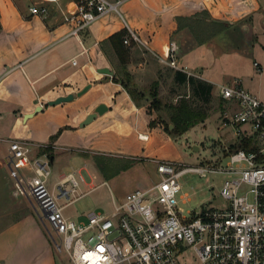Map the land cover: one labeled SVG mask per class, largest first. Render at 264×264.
<instances>
[{
    "label": "crops",
    "instance_id": "1",
    "mask_svg": "<svg viewBox=\"0 0 264 264\" xmlns=\"http://www.w3.org/2000/svg\"><path fill=\"white\" fill-rule=\"evenodd\" d=\"M45 2L50 8L47 16L31 11L32 4ZM72 5L73 0H0L1 140L9 143L10 138H25L23 133L18 134L20 137L14 135L13 130L23 124L28 112L36 116L38 110L53 120L50 135L55 133V137L61 138L68 133L73 137L69 147L91 158L97 153L108 154L110 151L104 146L109 141L125 142L132 137L149 141L156 135L154 130L162 132L164 119L159 117L157 120L153 114L143 118L145 104L138 102L121 81L114 79L118 75L119 57L107 38L122 28L134 30L145 42L135 41L131 46L127 67L146 96L156 78L160 80L159 94L165 78L170 81L171 89L177 87L174 70L180 68L161 59L166 56L170 41L176 40L178 44V65H186L187 72L210 80L215 90L222 82L235 77L242 79L244 68L240 64L244 52L252 51L255 36L264 32V0H123L120 11L111 10L93 20L80 36L70 33L73 23L63 16L62 9H70ZM245 46L247 51L243 50ZM142 47L148 49L147 56L138 54ZM114 57L118 60L117 67L111 63ZM73 58H77V62H73ZM255 60L263 68L261 61L254 58L246 66L249 72L259 69ZM106 68L114 70L110 77L104 71ZM88 83L90 87L78 94ZM70 92L74 93L73 98L49 103V100ZM100 102H105L108 108L82 124ZM40 105L42 107L36 111ZM148 125L154 126L153 132L146 129ZM59 128H63L60 134ZM40 144L54 147L50 153L54 159L57 147L66 143ZM128 157L133 160L127 167L123 165L114 171L103 161L105 170L98 165V173L112 179L117 176L131 178L137 183L135 188L149 187L157 182L159 176L155 181L147 180L144 167L138 161L140 158L155 160L156 157L134 154ZM105 180L92 181L89 185L99 186ZM10 183L12 180H6L0 169V205L3 207L12 205L9 204L12 192L18 195L14 184ZM187 194L182 193L181 198L186 200ZM71 215L84 218L85 211ZM29 226L34 227L42 246L51 245L40 223L35 218L21 215L0 229V243L16 242ZM50 259L48 264H56Z\"/></svg>",
    "mask_w": 264,
    "mask_h": 264
},
{
    "label": "built area",
    "instance_id": "2",
    "mask_svg": "<svg viewBox=\"0 0 264 264\" xmlns=\"http://www.w3.org/2000/svg\"><path fill=\"white\" fill-rule=\"evenodd\" d=\"M122 1L73 0L70 9H62L64 19L73 23L70 33L80 36L93 20L111 10L120 11ZM30 9L42 16L50 10L46 2L32 4ZM132 39L144 42L130 29L124 41ZM177 50L176 40L170 41L161 59L187 71L186 65H178ZM218 91L227 104L220 127H233L225 165L155 158L157 182L134 188L121 200L113 196L109 212L93 208L85 211L84 218H77L65 208L97 186L82 187L83 167L63 172L52 182V156L35 151L49 144L34 147L27 139L10 138L4 161L12 168L20 166L16 193L35 200L56 248L65 249L74 264H264V98L247 88L240 77L220 83ZM191 170L201 175L226 174L221 194L227 203L203 205L186 214L178 193L180 177ZM245 183L251 185L252 199L248 192L241 193Z\"/></svg>",
    "mask_w": 264,
    "mask_h": 264
},
{
    "label": "rangeland",
    "instance_id": "3",
    "mask_svg": "<svg viewBox=\"0 0 264 264\" xmlns=\"http://www.w3.org/2000/svg\"><path fill=\"white\" fill-rule=\"evenodd\" d=\"M249 33L252 34V31H249ZM254 42V46L251 44L252 51H247V46L243 48V50L247 52H244L245 57L240 64L244 68L241 72L243 73L242 81L252 92L264 98V32H259V37L255 36ZM138 54L147 56L148 49L142 47ZM115 58L116 57H114V59L112 58L111 63L117 67L118 60ZM254 58L261 61L263 68H259L256 72H249L246 66H248V63ZM245 61L247 64H245ZM144 81L147 80L144 79ZM163 81L160 89V97L164 101L176 100L178 96L177 93L184 91L182 87L171 89V83L167 78ZM150 88L147 89V92L150 91ZM218 88V85H216L212 100L207 103L210 114L206 120L195 124L184 133H173L166 128L165 125L162 126L163 130L160 132V130H154L153 125H148L146 129L149 130V132H153L154 130L156 133V135L152 136L151 140H141L137 137H132L131 139L127 138L128 141L126 140L125 142L112 140L105 143L106 145L104 146L110 151L108 154L97 153L94 154L93 158L88 154L71 149L69 146L73 143V137L69 136L68 133L63 134L61 138L55 137V133L50 135L49 130L53 127V120L43 115L41 110L37 111V107L35 109L37 111L35 113L36 116L30 115L25 117L23 119V124L14 128L13 133L14 135L23 133L25 138L21 136V139L29 140L34 147H38L40 143L47 142H55L57 144L66 143L56 149L57 153L53 159L54 173L51 178L52 182L57 179L61 172H67L81 166H83L82 173L85 177V181L82 184L84 189L89 188V183L92 181L100 183L103 179H107L108 183L104 182L74 203L68 205L65 208L67 213L75 215L78 212L81 213L93 208H99L109 212L113 207V196L119 200L127 191L135 188L137 183L131 178L117 176L112 179L109 175L104 173L101 175L100 172L98 173L100 170L95 161V157L98 155H101L103 161H106V166L108 163L109 167L114 169V171L123 167L126 162L133 160L132 157H128L129 154H134V156H149V158L167 157V159L187 164H199L205 160L217 161L223 165L227 163L229 157L226 147L230 145L233 140V127L230 124L220 127L222 122L221 112L224 105L227 104L221 100ZM139 102L146 106L142 111V117H147L148 114L152 116L153 114V116H157V120H159L160 114L162 113L166 118L167 114L163 109L156 110L152 108L150 111L148 110L150 106V95L142 96ZM56 124L57 123H55V125ZM159 126L161 128V125ZM62 129L63 128H59L57 130L59 134ZM18 137H20V135H18ZM195 144L198 145L197 148ZM44 149V147H41L38 151ZM7 151L8 142L0 139V169L3 177L6 176V180H12L10 185L14 184V188L16 189V176L19 175L20 166L13 165L12 168L4 161V156L7 154ZM53 151L54 147L46 152L50 154ZM140 159L141 160L138 161H141L144 167L147 180L155 181L158 179L159 172L157 170V162L152 159ZM225 178L226 174L221 172H210L207 175H201L200 172L191 170L184 173L180 177L182 190L178 193L179 205H184V212L186 214H188V209L199 210L203 205H225L227 199L221 194V188ZM8 187L9 185H7V188ZM250 187V184L245 183L241 188V193L248 192ZM185 192H188V198L185 197L186 200H183L181 194ZM248 195L250 199L253 198L252 192H248ZM7 196L8 198L12 196L9 202V204L12 205L7 207L0 205V229L7 225L11 219H16L20 215L25 218L30 216L35 218L46 234H48L47 236L51 241V245H47V247L45 245L42 246V242L37 232L34 230V227L29 226L16 242L0 243V264H48L50 263V258L54 259L56 264H74L65 249L58 251L56 248L53 237L50 235L49 230L42 220L41 209L35 200L25 193L15 195L12 192L10 196L8 192ZM116 233L117 231H115L114 234ZM190 252L192 253V251Z\"/></svg>",
    "mask_w": 264,
    "mask_h": 264
},
{
    "label": "trees",
    "instance_id": "4",
    "mask_svg": "<svg viewBox=\"0 0 264 264\" xmlns=\"http://www.w3.org/2000/svg\"><path fill=\"white\" fill-rule=\"evenodd\" d=\"M127 28H122L112 33L107 39L111 42L115 52L119 57L118 75L114 77L115 80L121 81L132 94V96L139 102L142 96H146V92L138 88L133 74L127 67V62L130 58L131 46L135 43L132 39L130 43L124 41V37L128 34ZM174 83L178 87L184 88L183 92H178L177 100L164 101L159 94L160 80L156 78L152 81L150 91V106L149 108L156 110H165L166 118L161 113L160 117L164 119V125L170 131L176 134H182L195 124L205 121L209 116L210 111L207 103L212 100L214 92V84L201 76L189 73L182 69L174 70ZM173 89H176L174 87ZM173 123V126H170ZM45 151L51 149L50 145L44 147ZM96 162L105 170L102 165L103 159L101 156H96ZM132 160L124 164L125 167L130 165Z\"/></svg>",
    "mask_w": 264,
    "mask_h": 264
},
{
    "label": "water",
    "instance_id": "5",
    "mask_svg": "<svg viewBox=\"0 0 264 264\" xmlns=\"http://www.w3.org/2000/svg\"><path fill=\"white\" fill-rule=\"evenodd\" d=\"M104 71H106L107 75L110 77L113 73H114V70L111 69V68H106L104 69ZM90 83H88L86 86H84L82 89H80L77 93L78 94H81L83 93L85 90H87L89 87H90ZM74 97V93L73 92H70L68 94H62V95H59L58 97L54 98V99H51L49 100V103H57V102H60V101H64V100H68V99H71ZM42 106L40 105L37 109H40ZM108 108V105L105 103V102H100V104H98L96 106V109L95 111L93 112H90L82 121V124H85L87 122H89L90 120H92L97 113H103L106 109ZM30 114H33V112H28L26 114V117L29 116ZM170 126L172 127L173 126V123L170 124ZM197 144H195V147L197 148Z\"/></svg>",
    "mask_w": 264,
    "mask_h": 264
},
{
    "label": "bare ground",
    "instance_id": "6",
    "mask_svg": "<svg viewBox=\"0 0 264 264\" xmlns=\"http://www.w3.org/2000/svg\"><path fill=\"white\" fill-rule=\"evenodd\" d=\"M145 135H142V137H144Z\"/></svg>",
    "mask_w": 264,
    "mask_h": 264
}]
</instances>
